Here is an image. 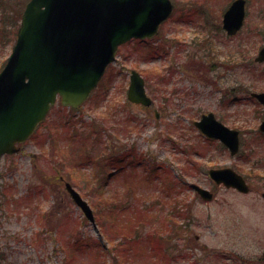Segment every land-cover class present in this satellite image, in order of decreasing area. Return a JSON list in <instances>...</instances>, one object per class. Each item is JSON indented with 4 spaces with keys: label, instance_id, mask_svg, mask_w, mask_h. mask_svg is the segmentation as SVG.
<instances>
[{
    "label": "rangeland",
    "instance_id": "374dc122",
    "mask_svg": "<svg viewBox=\"0 0 264 264\" xmlns=\"http://www.w3.org/2000/svg\"><path fill=\"white\" fill-rule=\"evenodd\" d=\"M172 1L174 14L159 36L121 46L116 61L78 111L70 112L58 101L20 152L1 159L0 264H69L70 242L79 236L99 241L104 246L103 259L96 250L83 251L73 264H101L104 259L113 264L110 258L116 255L119 260V256L110 253L108 237L120 231L102 210L108 198L129 207L126 216L115 212L123 230L128 224L145 238L150 231L157 232L163 249L177 259L169 264H264L260 195L264 192V136L258 133L264 108L251 97L252 92H264V64L255 62L264 46V0H247L244 27L234 37L220 31L223 15L234 0ZM14 31L11 27L1 36L0 71L12 52ZM161 34L174 44L160 39ZM161 44H166L163 53ZM206 64L211 65L209 71ZM132 70L145 78L153 107L128 101ZM163 108L166 116L157 119L155 112ZM208 112L240 131L238 157H232L220 142L199 135L194 122ZM111 148L133 153V165L128 174L109 179L99 189L94 176L101 166L107 176L113 170L107 161H99L115 156ZM208 164L241 172L252 193L218 187L204 172L199 173ZM151 165L157 169L153 177ZM60 174L96 211V226L73 203L63 184H51L60 182ZM165 176L171 182L184 179L214 190L216 198L204 202L189 184L174 183L173 194L189 205L191 219H170L167 214L172 210L164 207L161 190ZM126 177L132 188L124 201ZM139 219L144 222L136 228ZM172 242H177V249ZM127 259L125 264L160 262L149 253L139 256L136 250L129 251Z\"/></svg>",
    "mask_w": 264,
    "mask_h": 264
},
{
    "label": "water",
    "instance_id": "95a60500",
    "mask_svg": "<svg viewBox=\"0 0 264 264\" xmlns=\"http://www.w3.org/2000/svg\"><path fill=\"white\" fill-rule=\"evenodd\" d=\"M245 0H235L224 14V29L236 35L243 27ZM171 0H30L24 9L16 44L0 72V158L19 151L47 117L58 97L78 108L116 59L122 44L153 38L172 15ZM264 63V47L256 58ZM252 96L264 105V92ZM129 99L150 106L144 79L133 71ZM208 138L223 142L232 155L240 148L239 131L219 122L213 113L195 123ZM264 132V120L260 125ZM217 184L248 193L245 179L231 168L209 172ZM205 201L214 195L193 184ZM65 189L95 226L90 205L72 187ZM264 197V194H263Z\"/></svg>",
    "mask_w": 264,
    "mask_h": 264
},
{
    "label": "trees",
    "instance_id": "16d2710c",
    "mask_svg": "<svg viewBox=\"0 0 264 264\" xmlns=\"http://www.w3.org/2000/svg\"><path fill=\"white\" fill-rule=\"evenodd\" d=\"M9 1L11 0H0V40H1V36L3 37V31L7 33V30L12 27V28H15V31L12 34L13 41H15L16 32L19 27V23L22 17L23 10L25 8L26 3L29 0H14L13 5H9L8 3ZM9 11L11 12L10 16H9ZM121 160L122 158L120 156L113 157L111 159H106V160L101 159V158L99 159V161L101 162L107 161L111 166H115ZM156 171L157 169L153 170V168L151 167V170H150L151 177H153L154 175H157ZM110 175L104 178L100 174V170L95 174L94 179H97V182L101 184V186H99V189H104V185L106 187V185L108 184V179ZM146 179H147V183L150 184L151 181L148 180V177H146ZM181 181H184V180H181ZM174 183L176 185L178 183V185L181 187L184 186L182 183L178 181L171 182L169 180V177L167 176L164 177L163 182H162L163 187L161 190L163 192L164 207L170 206L169 210H172L171 214L170 215L167 214V216H170L169 218L173 219L177 217V215L182 214L181 217L186 218L185 210H187V207L189 205L185 204L183 200H180L179 194H173ZM131 188L132 187H129L128 190L125 191L126 194H125L124 201L128 198V192ZM159 204H163V203H159ZM127 206L122 208L121 205H119L117 202H114L112 198L111 200L109 198L106 199L102 205L103 212L106 213V217H109L108 221L110 220V223H111V219L113 220L112 227L114 228L116 227L117 230L120 231L118 233V231L114 230V233H112L111 239L108 237V241L111 246L110 251L115 252L119 256V260H117L116 255H115V257L113 258L114 259L113 264H116L117 261L119 264L127 263L128 262L127 253L131 250L133 251L136 250L139 256L141 255L143 256L146 253H149L150 256H156L157 259L160 261L159 264H161V262L162 264H169L171 263L170 260H174V261L177 260L176 258H172V257L170 258L169 256H172L173 254L170 255V253L167 250L163 249L164 247L163 240L160 237H157L158 234L156 231H150L149 234H147L145 238V235L142 237L139 234L140 232H138V234L134 233L138 229L137 230L129 229L128 224L124 226V230L122 229L123 227L121 226L119 222L120 216L119 217L115 216V212H118L119 215H123L125 211L129 208ZM180 206L182 207V210L184 209V212L182 213H181L182 210ZM152 207L149 209L151 210ZM123 216H126V214H124ZM140 221L144 222L143 220L139 219L137 221V226L135 225L136 228L141 227ZM133 223H135V219H133ZM91 239L93 240L92 242H90ZM152 239H155V242L153 244H152ZM172 244L174 248L178 245L177 242H172ZM95 250L97 252V256H100L101 259H103L102 252L104 251V248L99 241H96L91 237L82 238L81 236H79L78 238L70 242L69 252L67 254L68 255L67 262L69 264H73L76 259V256L79 254L82 255L83 251H85V254H86L90 251H95ZM124 250L127 251L126 254H124ZM149 250L151 252H149ZM106 261L107 259L102 260L101 264H107Z\"/></svg>",
    "mask_w": 264,
    "mask_h": 264
},
{
    "label": "bare ground",
    "instance_id": "6f19581e",
    "mask_svg": "<svg viewBox=\"0 0 264 264\" xmlns=\"http://www.w3.org/2000/svg\"><path fill=\"white\" fill-rule=\"evenodd\" d=\"M174 11H175V9H173V13L172 14H174ZM166 23H168V21H166V22H164L163 24H162V26H164ZM221 30H223L225 33H226V35L228 36V37H231V35H229L228 34V32L224 29V23H223V19H222V27H220V31ZM159 35H157V37H158ZM161 38H163V34H161V36H160V39ZM165 39V38H164ZM131 41H134L133 39L131 40ZM262 48V47H261ZM260 48V49H261ZM216 49V48H215ZM260 49H259V51H260ZM259 51H258V53H259ZM118 55V50H117V52H116V56ZM257 56H258V54H257ZM257 56L255 57V62H257L256 61V58H257ZM258 63V62H257ZM139 73V75L140 76H143L140 72H138ZM162 74V73H161ZM105 75H106V72H104V74H103V76H102V78H101V80L105 77ZM149 98H150V100H151V105H150V107H153L154 106V101H153V99L149 96V95H147ZM127 98H128V101L130 102V103H134L133 101H131L130 99H129V91L127 92ZM39 127H40V125H38V127H37V129H39ZM20 150H21V147H20ZM113 152V154L115 155V156H117V157H119L120 156V152L116 149V150H113L112 151ZM100 170V174L104 177V178H106L107 177V175L105 174V171L104 170H101V169H99ZM110 175V174H109ZM121 175H123V174H121ZM111 176V175H110ZM124 181H125V183L126 184H131L130 183V181H129V178L128 177H126V179H124ZM51 183V182H50ZM51 184H54V185H60V184H62L61 182H59V183H57V181H55V182H52ZM99 188V187H98Z\"/></svg>",
    "mask_w": 264,
    "mask_h": 264
},
{
    "label": "flooded vegetation",
    "instance_id": "af4514ba",
    "mask_svg": "<svg viewBox=\"0 0 264 264\" xmlns=\"http://www.w3.org/2000/svg\"><path fill=\"white\" fill-rule=\"evenodd\" d=\"M161 39H164V38H161ZM165 40V39H164ZM165 42H167V43H170L171 45H173L174 43L173 42H169V41H167V40H165ZM165 47H166V44H165ZM165 47L163 48V51H162V53L163 52H165ZM207 65V64H206ZM210 66L211 65H207V70L209 71L210 70ZM205 114V113H204ZM203 115V114H202ZM201 115V116H202ZM160 116H166V112H165V109L163 108L162 109V111H161V113H160V115H159V117ZM119 152H120V155H122L123 157H127V160L126 161H128L129 160V158H130V156H131V153L127 150V151H123V150H121V149H117ZM245 160H247V156L245 157ZM212 166V165H211ZM215 166V165H214ZM252 191H253V188H252V190H251V192L250 193H252Z\"/></svg>",
    "mask_w": 264,
    "mask_h": 264
}]
</instances>
